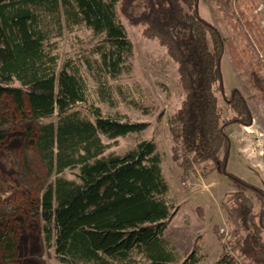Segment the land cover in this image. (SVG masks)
Masks as SVG:
<instances>
[{
  "label": "trees",
  "instance_id": "1",
  "mask_svg": "<svg viewBox=\"0 0 264 264\" xmlns=\"http://www.w3.org/2000/svg\"><path fill=\"white\" fill-rule=\"evenodd\" d=\"M216 3L225 18H233L230 0ZM121 16L140 28L143 37L158 41L177 65L183 96L167 126L181 181L209 164L210 172L240 183L244 190L228 191L220 202L229 226L228 242L245 263L264 264V190L226 167L223 171L230 150L226 127L250 126L252 113L241 92L233 88L226 100L233 115L223 116L217 93L224 97L225 40L200 15L199 0H0V96L12 98L21 110L27 100V113L18 122L0 119V141L14 128L25 132L34 140L47 175L53 176L37 211L45 243L60 264H198L200 260L196 249L184 255L164 237L175 207L166 200L169 185L155 142L143 139L122 153H106L111 144L102 137L116 145L117 138L142 132L148 124L87 108L84 73L71 59L59 66L60 55L50 42V33L62 18L67 28L89 29L98 89L103 100L111 101L108 80L127 74L133 57ZM227 45L236 68L245 63L250 67L247 80L264 101V77L259 62L252 65L250 47L237 48L230 41ZM8 211L14 210L6 208L1 220ZM13 247L3 227L0 253L12 258L7 253ZM221 261L236 264L226 252Z\"/></svg>",
  "mask_w": 264,
  "mask_h": 264
},
{
  "label": "rangeland",
  "instance_id": "2",
  "mask_svg": "<svg viewBox=\"0 0 264 264\" xmlns=\"http://www.w3.org/2000/svg\"><path fill=\"white\" fill-rule=\"evenodd\" d=\"M216 1L199 0V13L220 31L225 40V53L221 60L225 94L223 97L217 93L219 106L225 118L233 115L226 106V100L236 88L252 113L250 126L230 124L226 127L230 138L226 169L264 190V101L261 93L247 80L250 67L245 63L242 68H236L227 45L230 41L237 48L249 46L252 65L255 67L259 62L260 75L264 77V0H230L232 19L223 16ZM122 22L133 44V57L127 74L108 80L111 101L103 100L98 89L96 57L90 54L88 47L91 31L83 25L67 28L63 18L50 33V42L56 45L61 58L59 66L62 60L71 59L72 64L84 73L87 79L84 105L87 108H98L104 116L148 124L142 132L117 138L116 145L102 137L104 142L111 144L106 153H122L143 139L155 142L162 158V173L169 185L166 200L175 207L164 231L165 239L184 255L196 249L200 258L198 264H224L221 260L227 249L219 229L228 232L229 226L220 202L226 192L244 188L224 174L210 172L209 164L189 172L185 177L189 183L181 182L167 126L168 117L183 96L177 65L158 41L143 37L140 28L130 26L123 18ZM24 103L25 108L21 110L12 98L0 96V119L18 122L22 114L27 113L26 98ZM247 162L253 164L254 169ZM52 179L35 150L34 140L29 139L25 132L14 128L0 141V215L6 208L14 210L8 211L6 219L0 218V229L4 227L14 241V247L7 253L12 258L0 253V264L8 260L14 264H60L54 257L53 248L47 246L43 239L42 221L37 214L41 195ZM253 200L257 207L258 201L256 198Z\"/></svg>",
  "mask_w": 264,
  "mask_h": 264
},
{
  "label": "built area",
  "instance_id": "3",
  "mask_svg": "<svg viewBox=\"0 0 264 264\" xmlns=\"http://www.w3.org/2000/svg\"><path fill=\"white\" fill-rule=\"evenodd\" d=\"M185 183H189V180L187 178L183 181V184H185ZM219 234H222V242H223L224 248L227 249L226 252L228 251L227 253L235 260L236 264H243L242 259L238 255H236V256L234 255L235 253H234V251L232 249V246L228 242V232H227V230H225L223 228H220L219 229Z\"/></svg>",
  "mask_w": 264,
  "mask_h": 264
},
{
  "label": "crops",
  "instance_id": "4",
  "mask_svg": "<svg viewBox=\"0 0 264 264\" xmlns=\"http://www.w3.org/2000/svg\"><path fill=\"white\" fill-rule=\"evenodd\" d=\"M242 157H243V159H245V160L247 159V158H244V156H242ZM228 160H229V158H228ZM247 164H248L249 167H251V168L254 169L255 166H254L253 164L248 163V162H247ZM178 172H179V174H180V170H178ZM181 182H182V181H181ZM210 184H211V183H209L208 185H210ZM225 219H226V216H225Z\"/></svg>",
  "mask_w": 264,
  "mask_h": 264
},
{
  "label": "water",
  "instance_id": "5",
  "mask_svg": "<svg viewBox=\"0 0 264 264\" xmlns=\"http://www.w3.org/2000/svg\"><path fill=\"white\" fill-rule=\"evenodd\" d=\"M226 164L223 166V171L225 170Z\"/></svg>",
  "mask_w": 264,
  "mask_h": 264
},
{
  "label": "bare ground",
  "instance_id": "6",
  "mask_svg": "<svg viewBox=\"0 0 264 264\" xmlns=\"http://www.w3.org/2000/svg\"><path fill=\"white\" fill-rule=\"evenodd\" d=\"M245 130H247L248 128L247 127H244Z\"/></svg>",
  "mask_w": 264,
  "mask_h": 264
}]
</instances>
